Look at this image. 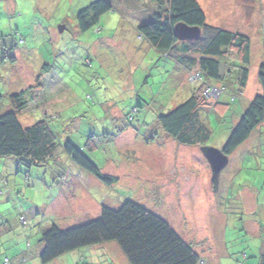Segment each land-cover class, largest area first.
I'll use <instances>...</instances> for the list:
<instances>
[{
  "label": "rangeland",
  "instance_id": "374dc122",
  "mask_svg": "<svg viewBox=\"0 0 264 264\" xmlns=\"http://www.w3.org/2000/svg\"><path fill=\"white\" fill-rule=\"evenodd\" d=\"M93 1L0 0V115L11 94L29 90L20 124L45 119L59 145L44 164L0 159V264H24V256L41 264L44 231L77 227L125 201L167 221L198 264H256L264 251V124L228 157L215 188L200 148L220 150L261 93L264 0H196L207 24L250 41L246 87L239 94L232 82L206 98L211 139L199 147L178 145L157 124L200 84L196 72L181 71L137 32L165 12V0H104L111 10L82 33L78 14ZM217 102L228 105L223 115ZM66 141L117 182L105 185L78 167L62 150ZM47 264L129 263L111 242Z\"/></svg>",
  "mask_w": 264,
  "mask_h": 264
},
{
  "label": "trees",
  "instance_id": "16d2710c",
  "mask_svg": "<svg viewBox=\"0 0 264 264\" xmlns=\"http://www.w3.org/2000/svg\"><path fill=\"white\" fill-rule=\"evenodd\" d=\"M164 3L165 12L152 14L137 32L162 57L187 73L196 72L200 84L186 101L159 116L157 124L166 137L178 145L203 146L211 139V131L202 117V111L208 109V102L201 94L202 87L220 85L225 93L235 82L241 94L248 81L250 41L245 35L207 24L196 0H165ZM110 10L104 0L90 3L78 14L80 31L84 33L97 25L100 17ZM178 23L199 27L201 38L198 41L177 40L173 28ZM48 71L49 66L42 67V74ZM258 81L261 93L250 101L220 149L228 157L264 124V64L258 69ZM29 95V90L11 94L9 111L0 115V159L12 157L28 165L44 164L55 158L59 145L45 119L28 127L20 124L18 116L29 104ZM217 105L225 107L220 113L223 115L228 105L219 102ZM62 150L101 183L110 186L117 182V178L101 174L71 142L66 141ZM41 242L38 254L41 264L67 253L111 242L116 243L129 264H198L200 260L167 221L131 201H125L116 210L102 207L99 217L77 227L61 230L52 226L43 232ZM257 264H264V254L259 255Z\"/></svg>",
  "mask_w": 264,
  "mask_h": 264
},
{
  "label": "water",
  "instance_id": "95a60500",
  "mask_svg": "<svg viewBox=\"0 0 264 264\" xmlns=\"http://www.w3.org/2000/svg\"><path fill=\"white\" fill-rule=\"evenodd\" d=\"M59 30L61 32L62 28H59ZM173 33L179 41H198L201 38L199 27H190L183 23L176 24L173 28ZM200 152L210 167L211 183L215 188L219 174L228 165V156L213 147H201Z\"/></svg>",
  "mask_w": 264,
  "mask_h": 264
},
{
  "label": "built area",
  "instance_id": "2783aa9c",
  "mask_svg": "<svg viewBox=\"0 0 264 264\" xmlns=\"http://www.w3.org/2000/svg\"><path fill=\"white\" fill-rule=\"evenodd\" d=\"M196 78L200 81V77L198 76V74H196ZM221 92H223V89H217L215 88V86H205L204 90H203V96L205 98H209V97H218ZM3 264H9L7 262H4Z\"/></svg>",
  "mask_w": 264,
  "mask_h": 264
},
{
  "label": "crops",
  "instance_id": "0c3cea01",
  "mask_svg": "<svg viewBox=\"0 0 264 264\" xmlns=\"http://www.w3.org/2000/svg\"><path fill=\"white\" fill-rule=\"evenodd\" d=\"M181 71H184V70H182L181 69ZM184 72H186V71H184ZM172 228V227H171ZM173 229V228H172ZM96 247H99V249H103V247H104V244H103V246H102V248H100V246H96ZM93 248H95V247H93ZM263 249H264V247H263ZM196 253V252H195ZM261 254H264V251H261V253L259 254V255H261ZM198 255V254H197ZM259 257V256H258ZM257 257V258H258ZM7 257L5 256V258L4 259H6ZM3 259V260H4ZM8 260H9V258H8ZM57 260V259H56ZM80 260H83V258H81ZM4 262H6V261H2V264L4 263ZM11 262H13V264H15L16 263V260H12V261H10V264H11ZM22 262L24 263V264H28L29 263V259H27L26 258V256H24V259L22 260ZM257 264V263H256Z\"/></svg>",
  "mask_w": 264,
  "mask_h": 264
},
{
  "label": "flooded vegetation",
  "instance_id": "af4514ba",
  "mask_svg": "<svg viewBox=\"0 0 264 264\" xmlns=\"http://www.w3.org/2000/svg\"><path fill=\"white\" fill-rule=\"evenodd\" d=\"M38 78V77H37Z\"/></svg>",
  "mask_w": 264,
  "mask_h": 264
}]
</instances>
